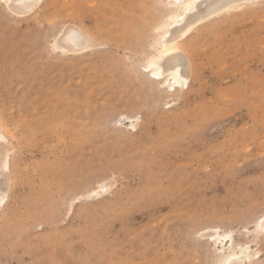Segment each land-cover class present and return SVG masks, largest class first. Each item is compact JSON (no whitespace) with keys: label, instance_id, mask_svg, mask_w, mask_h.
<instances>
[{"label":"rangeland","instance_id":"rangeland-1","mask_svg":"<svg viewBox=\"0 0 264 264\" xmlns=\"http://www.w3.org/2000/svg\"><path fill=\"white\" fill-rule=\"evenodd\" d=\"M172 2L0 0V264H211L214 230L264 264V0L191 31L179 94L145 68Z\"/></svg>","mask_w":264,"mask_h":264},{"label":"bare ground","instance_id":"bare-ground-1","mask_svg":"<svg viewBox=\"0 0 264 264\" xmlns=\"http://www.w3.org/2000/svg\"><path fill=\"white\" fill-rule=\"evenodd\" d=\"M7 1L12 2L11 5L16 12L26 14L35 11L44 2V0ZM248 1L250 0H173L174 9L171 26H174V31L170 38L165 40L161 45L160 50H158V56L150 60L145 66L148 76L155 82L161 84L171 94L181 92L185 88L187 89L189 87L190 77L183 70V66L187 64L188 60L180 53L182 41L196 27ZM205 3H208L206 11L197 13L201 11L199 9H205L201 8ZM67 32L64 42L67 45L65 47L72 53L71 55L87 52L96 46L93 37L82 33L77 28H71ZM169 32L168 30L167 33ZM164 58H167L165 59L167 61L163 63ZM3 138V135L0 133V143L3 142ZM9 172L10 163L8 155H6L4 159L0 160V213L1 203L7 195L5 183L6 175ZM258 226L255 232L256 237L264 235V221ZM207 236L215 246V255L212 257L211 264H258V252L251 251L249 246L237 241L230 232L214 230L207 234Z\"/></svg>","mask_w":264,"mask_h":264}]
</instances>
